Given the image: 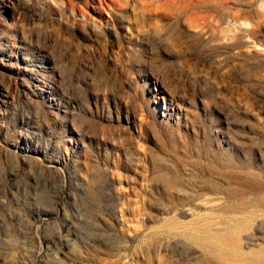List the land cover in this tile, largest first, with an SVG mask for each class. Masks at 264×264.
I'll return each mask as SVG.
<instances>
[{"label": "rangeland", "instance_id": "rangeland-1", "mask_svg": "<svg viewBox=\"0 0 264 264\" xmlns=\"http://www.w3.org/2000/svg\"><path fill=\"white\" fill-rule=\"evenodd\" d=\"M114 1L0 0V264H264V0Z\"/></svg>", "mask_w": 264, "mask_h": 264}, {"label": "bare ground", "instance_id": "bare-ground-1", "mask_svg": "<svg viewBox=\"0 0 264 264\" xmlns=\"http://www.w3.org/2000/svg\"><path fill=\"white\" fill-rule=\"evenodd\" d=\"M115 1H116V0H115ZM115 1H114V2H115ZM120 2H121V1H120ZM120 2H119V3H120ZM119 3H118V5H119ZM109 4H110V3H109ZM120 4H123V3H120ZM106 5H107V4H106ZM113 6H114V5H113ZM115 6H116V5H115ZM119 6H120V5H119ZM121 6H122V5H121ZM111 7H112V6H111ZM102 8H103V7H102ZM113 8H114V7H113ZM113 8H112V9H113ZM119 8H120V7H119ZM108 9H109V8H108Z\"/></svg>", "mask_w": 264, "mask_h": 264}]
</instances>
